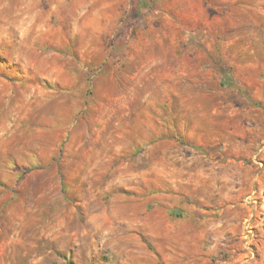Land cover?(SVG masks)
Wrapping results in <instances>:
<instances>
[{
    "label": "rangeland",
    "instance_id": "374dc122",
    "mask_svg": "<svg viewBox=\"0 0 264 264\" xmlns=\"http://www.w3.org/2000/svg\"><path fill=\"white\" fill-rule=\"evenodd\" d=\"M0 264H264V0H0Z\"/></svg>",
    "mask_w": 264,
    "mask_h": 264
},
{
    "label": "snow or ice",
    "instance_id": "6c2138e0",
    "mask_svg": "<svg viewBox=\"0 0 264 264\" xmlns=\"http://www.w3.org/2000/svg\"><path fill=\"white\" fill-rule=\"evenodd\" d=\"M3 52L0 51V61H3ZM9 68L6 64L0 63V76H6Z\"/></svg>",
    "mask_w": 264,
    "mask_h": 264
}]
</instances>
